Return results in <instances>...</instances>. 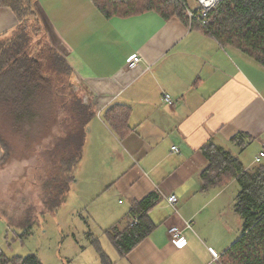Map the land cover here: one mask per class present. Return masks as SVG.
Listing matches in <instances>:
<instances>
[{"label":"crops","instance_id":"1","mask_svg":"<svg viewBox=\"0 0 264 264\" xmlns=\"http://www.w3.org/2000/svg\"><path fill=\"white\" fill-rule=\"evenodd\" d=\"M31 1L33 25L57 39L73 90L85 91L84 103L96 110L78 168L92 176L88 206L95 227L84 226L87 245L78 264H105L103 254L108 264H225L243 227L236 211L240 187L234 179L204 189L203 148L232 151L246 169L264 164V158L256 162L264 152V67L222 46L184 6V19H166L155 9L107 18L95 0ZM185 4L196 10L190 0ZM19 25L12 7L0 5V41L13 38ZM136 57L140 64L129 68ZM154 193L160 199L147 213L152 230L122 255L107 231L128 230L136 219L133 204ZM171 194L177 210L166 201ZM172 226L185 246L172 243Z\"/></svg>","mask_w":264,"mask_h":264},{"label":"trees","instance_id":"2","mask_svg":"<svg viewBox=\"0 0 264 264\" xmlns=\"http://www.w3.org/2000/svg\"><path fill=\"white\" fill-rule=\"evenodd\" d=\"M95 2L107 18L118 14L128 16L148 9H155L166 19L175 15L184 19L185 14V0ZM0 5L12 7L20 22L13 38L0 41V111L12 117L20 133L27 135L25 128L28 126L33 136L35 128L43 131L53 121L50 114H54L56 102L53 99L52 78L47 74L55 73H51L48 69L50 66L43 64V58L39 59L30 49L31 41L42 31V27L33 25L31 21L36 14L32 1L0 0ZM208 21L203 27L207 34L222 46L235 47L264 67V0H222L211 10ZM58 54L55 56L58 65H52L51 69H61L62 73L71 77L72 68ZM84 96L83 90L73 91L63 102L68 110L65 112L71 117V126L64 129L65 135L59 139V145L52 149L53 161L58 165L59 174L55 177L59 182L56 188L58 193L63 192L65 186L75 179L73 173L82 160L88 125L96 114L93 103H84ZM0 147L4 155L1 141ZM203 154L208 161L201 175L205 190L224 188L234 179L240 187L236 211L243 219V227L239 238L225 252L224 263L264 264V164L246 169L236 154L214 144L205 146ZM159 199V195L154 193L134 203L130 215L131 221L136 217V223L133 224V220L125 232H119V225L107 231L111 242L122 255L127 254L152 230L147 213ZM102 256L105 264H108L107 257ZM0 264L43 263L36 255L9 259L0 251Z\"/></svg>","mask_w":264,"mask_h":264},{"label":"rangeland","instance_id":"3","mask_svg":"<svg viewBox=\"0 0 264 264\" xmlns=\"http://www.w3.org/2000/svg\"><path fill=\"white\" fill-rule=\"evenodd\" d=\"M190 6L197 8L195 0H190ZM43 35H36L30 49L55 73L47 74L52 78L56 102L54 114H50L53 121L43 131L32 129L33 136L26 126L25 135L10 115L0 111V141L5 149L0 161V251L9 259L36 255L43 264H78V251L87 245L84 226L89 222L90 228L95 227L88 206L92 176L78 170L79 163L73 173L75 179L63 192L56 191L59 173L52 149L59 145L64 129L71 126L63 102L74 90L70 75L51 69L58 65L55 56L59 51L53 43L57 39ZM58 55L67 61V56Z\"/></svg>","mask_w":264,"mask_h":264},{"label":"built area","instance_id":"4","mask_svg":"<svg viewBox=\"0 0 264 264\" xmlns=\"http://www.w3.org/2000/svg\"><path fill=\"white\" fill-rule=\"evenodd\" d=\"M197 4L196 10L190 9L186 4H183L187 11V15L190 19L195 20L198 22L202 27L208 24L209 13L212 9H214L222 0H195ZM141 62L140 57L134 58L131 63L129 64V68L134 69L136 68ZM165 100L169 104H173V100L170 96H165ZM176 149V148H175ZM264 158V152H261L258 157L256 158V162H260ZM166 201L170 207L174 210H177V196L175 194H171L166 198ZM133 224L136 223V219L132 222ZM168 234L172 243L177 247L181 248L185 246L186 240L182 236V231L177 226H172L168 230ZM217 258V257H215Z\"/></svg>","mask_w":264,"mask_h":264}]
</instances>
